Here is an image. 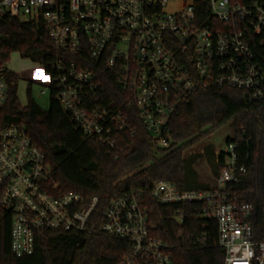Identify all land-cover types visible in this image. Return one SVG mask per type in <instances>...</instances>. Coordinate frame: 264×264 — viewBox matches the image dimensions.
Here are the masks:
<instances>
[{
	"label": "built area",
	"instance_id": "2783aa9c",
	"mask_svg": "<svg viewBox=\"0 0 264 264\" xmlns=\"http://www.w3.org/2000/svg\"><path fill=\"white\" fill-rule=\"evenodd\" d=\"M5 14L44 24L52 60L34 80L45 82L76 128L99 142L120 131L134 135L138 121L157 146L171 147L170 121L198 91L232 87L251 101L264 97V66L252 47H264V0H0V19ZM103 66L114 71L124 99L104 97ZM8 71L0 56V207L12 216L13 253L31 254L46 230L98 231L128 243L121 264H174L171 247L151 232L142 192L113 199L98 216V196L59 194L42 149L4 116ZM221 152L211 190L159 179L150 194L161 204L202 203V215L218 223L225 264H264L252 207L230 194L245 168L237 167L234 144Z\"/></svg>",
	"mask_w": 264,
	"mask_h": 264
},
{
	"label": "trees",
	"instance_id": "16d2710c",
	"mask_svg": "<svg viewBox=\"0 0 264 264\" xmlns=\"http://www.w3.org/2000/svg\"><path fill=\"white\" fill-rule=\"evenodd\" d=\"M256 58L264 66V47L253 43ZM50 40L44 24L23 21L5 14L0 19V56L12 53L29 58L50 71ZM108 100L124 96L113 70L98 69ZM10 96L4 110L10 122L24 126L42 149L56 180L59 194L76 192L100 199L96 216L113 199L142 192L152 234L166 242L174 264H225L226 250L220 244L218 223L202 215V203L161 204L150 194L159 179L174 182L183 190L208 191L195 168L200 155L184 151L229 124L233 131L226 145L234 144L237 167L245 168L230 189L233 200L251 205L250 222L264 238V97L251 101L245 91L224 87L203 89L183 103L170 121L171 147L157 146L138 121L134 135L115 134L110 143L99 142L77 129L52 94L48 109L41 108L27 89L28 104L18 97L19 76L7 72ZM203 156L218 176L225 153L205 148ZM178 211H180L178 213ZM12 216L0 207V264H121L128 243L102 232L46 230L36 237L34 251L17 257L11 247Z\"/></svg>",
	"mask_w": 264,
	"mask_h": 264
},
{
	"label": "rangeland",
	"instance_id": "374dc122",
	"mask_svg": "<svg viewBox=\"0 0 264 264\" xmlns=\"http://www.w3.org/2000/svg\"><path fill=\"white\" fill-rule=\"evenodd\" d=\"M7 65L11 71L19 76L18 97L22 105L26 106L28 104L27 89L32 82V97L41 108L48 109L52 98V92L45 82L34 80L35 73L40 69V65L29 58H22L18 52L11 54L10 59L7 61ZM232 131L231 125L227 124L184 151V156L187 157L191 154H201V157L195 164V168L200 174L201 182L209 184L212 187L218 184V176L214 173L206 156L202 154L205 148L209 146L216 147L217 152L222 150L226 146V138Z\"/></svg>",
	"mask_w": 264,
	"mask_h": 264
}]
</instances>
